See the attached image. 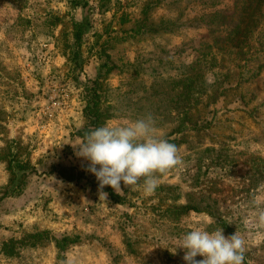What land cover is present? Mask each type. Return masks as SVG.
<instances>
[{
  "label": "rangeland",
  "instance_id": "rangeland-1",
  "mask_svg": "<svg viewBox=\"0 0 264 264\" xmlns=\"http://www.w3.org/2000/svg\"><path fill=\"white\" fill-rule=\"evenodd\" d=\"M148 114L183 164L105 199L74 147ZM257 208L264 0H0V264H186L195 228L264 264Z\"/></svg>",
  "mask_w": 264,
  "mask_h": 264
},
{
  "label": "clouds",
  "instance_id": "clouds-1",
  "mask_svg": "<svg viewBox=\"0 0 264 264\" xmlns=\"http://www.w3.org/2000/svg\"><path fill=\"white\" fill-rule=\"evenodd\" d=\"M74 148L77 157L89 162L86 171L95 175L100 196L105 199L104 187L120 193L121 182L129 189H142L145 195H151L161 175L183 164L178 146L157 135L151 114L124 126L106 123L90 128ZM255 222L264 226V208H257ZM223 231L195 228L183 234L177 248L184 250L186 264H244L245 239L238 231L227 237ZM197 256L203 259L197 260Z\"/></svg>",
  "mask_w": 264,
  "mask_h": 264
},
{
  "label": "trees",
  "instance_id": "trees-1",
  "mask_svg": "<svg viewBox=\"0 0 264 264\" xmlns=\"http://www.w3.org/2000/svg\"><path fill=\"white\" fill-rule=\"evenodd\" d=\"M181 208H189V209H194L192 206H187V205H184V206H182ZM67 238L66 237H62L60 240H56V246L57 247H60L61 246V243L63 242V241H65Z\"/></svg>",
  "mask_w": 264,
  "mask_h": 264
}]
</instances>
